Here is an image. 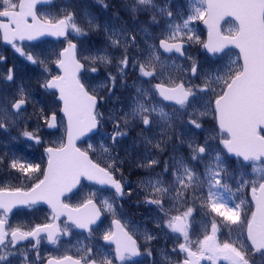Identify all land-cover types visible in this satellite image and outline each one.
I'll use <instances>...</instances> for the list:
<instances>
[{
    "label": "snow or ice",
    "instance_id": "1",
    "mask_svg": "<svg viewBox=\"0 0 264 264\" xmlns=\"http://www.w3.org/2000/svg\"><path fill=\"white\" fill-rule=\"evenodd\" d=\"M45 2L50 0H0V8H2L0 30L3 31V39L12 44L17 52L26 56L27 60L33 64L39 65H45V60L31 53H25L22 48L17 47V38L20 41L25 39L31 41L48 34L64 37L67 41V46L59 52L58 59L54 62L61 74L52 76L42 85L59 92V99L63 102L62 112L67 117V143H62L57 148L45 149L48 160L47 167L43 170V179L30 189L25 191L22 188L0 187V264H12V259L15 257L23 261V264H28L31 250L37 252L36 259L40 260L39 245L42 234L53 245L57 244L62 235H70L72 228L87 230L91 235L92 226L96 225L101 217V209L96 206L94 200L86 199L78 207H71L61 200L65 193L71 192L79 184L81 177H86L100 185L110 186L114 189L116 198L125 195L124 185L114 176V171H119L116 161L113 160L107 167H101L100 164L93 162L89 155L90 151H96L92 144L89 143L85 150L76 146L77 139L101 126L104 114L98 111V107L104 97L90 93L82 82L81 71L85 69V64L77 58V45L68 39V36L69 31L79 37L86 36L90 31L103 30L107 46L97 49L94 54L84 57V60L91 64L111 65L113 57L109 53V48L122 49V58L116 64L120 76L124 75V69L129 65L130 58L127 52L129 46H135L136 37L129 35L126 29L101 25L90 14H86L85 27H81L76 22V13L72 11H68L61 18H53L48 14L38 15L37 5ZM103 6L108 7L107 4ZM149 10L153 12V23H158L156 15L165 17L169 21L168 35L160 40L158 46H148V57L144 62L133 61L132 66H139L142 77L154 78L157 64L163 71L165 61L161 60L158 49H163L165 53L175 52L184 56L185 44L192 42L202 44L213 55L224 53L229 45H234L239 49L242 64L239 63L238 58L229 61L223 68H218L214 75L204 73L203 83L200 85L189 84L185 87L182 81L172 87H168L163 82L152 85L151 88L138 87L129 111L124 112L119 119L115 116L109 117L114 121V131L110 134L112 147L121 137L127 135L125 129L131 123L139 121L146 130H151L154 126L160 128L159 141L152 144L151 139L144 137V143L161 149V144L166 143L164 138L171 139L168 133L174 128L173 121L176 115L175 112L165 111L161 106L162 102L172 101L179 105L189 116L187 123L199 129L202 127L201 124L198 123V119L192 117L204 116L206 112L197 113L195 105L200 103L201 95L214 96V100L209 99L205 104L211 105L224 137L220 142L227 152L237 159L242 158L244 162H251L252 173L241 172L239 176L235 173L229 174L219 152L214 153L205 163L203 173H198L191 162H203L204 157L209 154L208 145L205 143L194 146V141H190L188 142L190 157L186 159L173 156L171 164L165 163L164 172L168 173L171 170L170 184L165 186L163 176L159 174L157 177H149L141 181L142 186L151 189L145 198V203L156 205L167 217L164 225L171 232L183 236L184 242L178 245V249L186 256L178 264H200L201 259L204 258L212 264H217V261L221 259L228 264H255L254 256L259 255L264 258V134H262L264 133V0H191L189 13L182 23H171L174 15L170 6H159L155 0H135L130 7V11L134 14ZM225 16L234 17L237 22L227 35L223 34L219 27L220 20ZM4 19L7 20L6 23L3 22ZM195 20H202L207 25V41H201L190 27L191 22ZM187 59L192 60V57L189 56ZM198 67V64L193 61L190 70L186 71L197 76ZM88 70L93 73L98 71L97 67H91ZM45 71H48L46 67ZM6 79L8 81L14 79L12 69H9ZM168 79L171 81V77ZM108 82L112 85V88H108L111 93L115 87L116 76L109 73ZM103 86L107 87V84ZM155 95L161 97L162 101L152 103ZM20 96V99L11 103V108L16 110L15 115H18L22 106L27 103L23 88L20 89ZM189 107L193 108L192 112H187ZM3 111L4 109L0 108V112ZM45 120L49 127L56 126L55 113L50 118L45 117ZM4 127L5 125L0 123V128ZM22 135L37 143L40 142L36 132L25 130ZM99 148L105 154H110V147L103 141ZM145 160L147 162L140 163L138 167L151 169L159 164V161L150 155L146 156ZM2 163L4 158L0 157V164ZM8 168L16 169L26 176L41 171L39 164H25L18 159H11ZM246 175H253L255 178L246 179ZM230 180H234L237 184L236 193L250 188L251 201L254 202V210H251L250 215L246 210L248 202L245 199H241L238 204L234 202L229 204V201H234L235 196L228 183ZM173 192L174 196H170ZM189 192L192 193L193 200L201 199L202 206L223 218L220 223L214 218L210 231L205 225L207 234L196 242L189 238V232L194 223L193 208L189 207L181 215L175 216L169 215L164 209V198L186 201ZM197 192L201 195L197 196ZM128 194H131V190ZM91 195L94 196L95 193ZM40 201L50 206L52 221L59 220L61 216L67 217L63 227L54 222L36 224L29 230H25L22 226L10 225L9 214L14 208L18 205L32 208ZM102 203L109 212L115 214L112 202L105 199ZM112 224L115 230L106 231L103 234V240L115 245L114 252L101 253V258L97 261L94 258L93 248L88 246L85 255L80 258L67 255L50 256L47 264H113L114 259L120 264H125L126 261L140 255L137 241L125 229V225L119 219H114ZM157 227L160 225L157 224ZM223 227L229 228V234L235 227L238 229V236H243L246 232V239L250 244L241 242L237 246L235 242L220 243L218 233ZM29 238L35 241L31 249L17 251L19 245L29 241ZM146 239L150 241L154 237L147 235ZM80 250L84 251L83 248ZM148 254L151 255L150 252Z\"/></svg>",
    "mask_w": 264,
    "mask_h": 264
},
{
    "label": "rangeland",
    "instance_id": "2",
    "mask_svg": "<svg viewBox=\"0 0 264 264\" xmlns=\"http://www.w3.org/2000/svg\"><path fill=\"white\" fill-rule=\"evenodd\" d=\"M155 2L159 6H170V10L173 11L174 15L171 23H182V20L187 18L191 5V0H155ZM134 3L135 0H103V3H101V0H57L54 5L38 8L39 15L48 14L53 18H61L68 11L75 12L76 22L81 27H85L86 14H90L101 25L126 29L129 35L136 37L135 46H129L128 48L129 65L124 69V75L120 76L118 75L116 64L122 58V49L109 48V53L113 57L111 65L91 64L84 60V57L94 54L97 49L107 46V39L103 30L90 31L86 36L79 37L69 31L68 39L77 43L78 59L85 64V69L81 72L82 82L90 93L98 97H104L98 108V111L104 114L98 133L82 141L79 146L85 150L89 143L92 144L96 151H90L89 154L105 167L115 160L119 171H114V174L123 182L126 189L124 196L116 198L115 192L111 188L108 190L107 188L89 186L88 184L84 186L85 184H83L75 194L66 198V202L77 205L86 199L95 198L104 212V218L98 225L92 227L91 235H89V232H83L84 238L80 237L77 229L72 228L70 235L61 237L59 244L52 245L51 249L56 252H61L63 249L76 252V249L81 251L80 249L83 248L84 251L81 252L85 255L86 247L90 246V241L93 240L94 257L100 260L101 253L114 252V248L106 245L102 240L106 231L113 230L112 219L118 218L138 240L141 250L140 256L133 257L130 261H126L125 264H178L186 256L185 253L180 252L178 249V245L184 242V238L179 233L171 232L164 225L167 217L156 205L145 203V198L151 192V189L142 186L141 181L149 177H157L159 174L163 176L165 186L170 184L172 182L171 170L168 173L164 172L165 163L171 164V157L173 156L186 159L190 157L191 153L188 148V142L190 141H194V146L204 145L205 143L208 145L209 154L204 157L203 162H191L192 167L198 173H203L205 163L216 152L220 153L229 174L235 173L237 176L241 172L251 174V162L232 158L225 151L220 142L224 137L217 126L212 107L205 104L209 99L214 100L215 97L211 94L201 95L200 103L195 105L197 113L206 112L204 116L192 117L198 119V123L201 124L202 127L199 129L187 123L189 116L185 114L179 105L162 102L161 106L164 107L165 111L169 113L175 112L176 114L173 121L174 128L168 133L171 139L164 138L166 143L161 144L162 151L144 143V137L151 139L152 144L159 141L161 139L159 135L160 128L154 126L151 130H146L139 121L131 123L125 129L127 135L121 137L115 146L112 147L110 134L114 131V121L109 119V117L115 116L119 119L124 112L129 111L138 87L151 88L152 85L161 82L173 86L182 81L186 87L189 84L200 85L203 83L204 73L214 75L218 68H223L229 61H234L238 58L239 63L241 61L236 50H227L222 55H210L202 44L192 42L187 44L185 58H180L177 55L167 56L158 49L161 60L165 61L163 71L160 65L157 64L154 78L142 77L139 66L133 67L132 63L134 60L144 62L148 57V46H158L159 40L167 37V24L169 21L165 17L156 15L158 23H153V12L151 10L132 13L130 7ZM104 4H107L108 7L105 8ZM235 26L236 24L229 20L223 24L222 30L224 33L229 34V30ZM190 27L201 41H205L206 29L202 25V20L192 21ZM64 44L65 40L56 41L51 39L41 40L36 43L23 42L16 44L25 53H31L45 60V65H39L28 61L26 56L17 52L12 45L3 44L0 34V57H2L0 59V108L4 109L3 112H0V123L5 125L4 128H0V157L4 158V163L0 164V186L2 187H25L23 185H27L34 177L37 178L42 173L40 171L31 174V176H26L16 169L8 168L9 161L7 160L12 158L22 159L23 161L19 160L21 163L33 165H40L43 162V157L46 159L44 149L37 148V141L22 135L25 130L36 132L40 137V142L42 138L48 139L47 141L45 140L42 148L49 145V140H52L56 144L55 146H60L64 143L66 126L64 119L59 116L58 130L45 133L43 129H46L47 122L45 117H48V114L45 116L39 115L41 110L47 106L49 112H58L60 110V103L56 100L55 93L50 92L42 85L51 76L59 74L54 62L58 59V54ZM189 56L192 57V60L187 59ZM193 61L199 66L197 76H193L190 71H186L190 70ZM45 67L48 71H45ZM91 67H97L98 71L95 73L89 71L88 69ZM9 69L13 70L14 79L12 81L6 79ZM148 70L152 69L148 68ZM109 73L116 76L115 87L111 93L108 91V88H112L111 83L108 82ZM169 77H171V81H169ZM105 84H107V87L103 86ZM21 88H23L31 105L18 115H15L11 109V103H14L17 98H21ZM93 89H95L94 92ZM47 98L49 99L48 101ZM160 101L162 99L155 95L151 102L159 103ZM192 111V107L187 109V112ZM36 114L40 116L42 121L39 120ZM102 141L110 147V154H105L100 150L99 145ZM148 155L157 159L159 164L151 169L138 167L140 163L147 162L145 157ZM245 178L253 179L255 177L246 175ZM228 183L233 193H235L234 201H229V204L231 205L233 202L238 204L241 199H245L248 202L246 210L250 215L251 210H253V204L249 196L250 188L236 193V182L230 180ZM129 190H131V194H128ZM206 191L205 186V194ZM92 193H95V195H91ZM196 195L200 196L201 193L197 192ZM170 196H174V192ZM105 199L114 204L115 214L106 209L102 203ZM189 207L193 208L194 223L189 232V238L193 242L203 239V236L207 234L205 225L210 231L211 222L214 218L218 223L223 219L216 216L209 208L202 206L201 199L193 200L191 192L187 194L186 201L164 198V209L171 216L181 215ZM41 210V206L36 205L32 208H24L22 212L27 214L25 216L31 220L32 224L39 221L51 222L52 213L49 210L41 220H38ZM15 217H17L16 213L12 216V219H16ZM157 224L160 227H157ZM147 235L153 236L154 239L147 240ZM74 238L77 243L74 242ZM218 240L220 243L225 241L229 243L235 242L237 246L241 242L250 244L246 239V232L243 236H238V229L235 227H233L231 234H229L228 227L221 228L220 233H218ZM193 250H196L195 243ZM149 252L151 255L148 254ZM253 259L255 264H264V258L259 255L254 256ZM12 264H14L13 260ZM113 264H120V262L114 259ZM202 264H212V262L204 258ZM217 264H228V262L221 259L217 261Z\"/></svg>",
    "mask_w": 264,
    "mask_h": 264
},
{
    "label": "flooded vegetation",
    "instance_id": "3",
    "mask_svg": "<svg viewBox=\"0 0 264 264\" xmlns=\"http://www.w3.org/2000/svg\"><path fill=\"white\" fill-rule=\"evenodd\" d=\"M0 10H2V9H0ZM3 21H6L5 19L3 20ZM16 44H20V43H17L16 42ZM12 45V44H11ZM9 46V45H8ZM28 105H29V100H28ZM31 105V104H30ZM46 108H44V109H42L43 111L45 110ZM45 113V112H44ZM48 115H49V113H47ZM46 113H45V115H47ZM44 115V116H45ZM39 120H41L40 119V117H39ZM42 121V120H41ZM46 126H47V124H46ZM40 127H42V126H40ZM47 129V128H46ZM44 130L43 129V131L45 132V133H47V132H49V130L47 131V130ZM42 130V129H41ZM42 140H46L45 138H42L41 139V141ZM48 140V139H47ZM46 140V141H47ZM40 143V142H39ZM39 143H37V144H39ZM83 184H85L84 186H86V184H88L89 186H95V187H99V188H102V187H100V186H97V185H92V184H89V183H83ZM82 184V185H83ZM81 185V186H82ZM124 185V184H123ZM0 187H2V186H0ZM124 187H125V185H124ZM108 189V188H107ZM125 189H126V187H125ZM109 190V189H108ZM91 199H95V198H91ZM84 202V201H83ZM82 202V203H83ZM82 203H80V204H77V205H73V206H78V205H81ZM36 205H39V206H41V214H40V216L38 217V220H41L42 219V217H44V215L47 213V211L49 210V208L45 205V204H42V203H40V204H36ZM36 205H34V206H36ZM72 205V204H71ZM24 208H29V207H21V208H17V209H15L10 215H9V223H10V225L12 226V227H16V226H22L25 230H29V229H31L32 227H34L36 224H45V223H50V221H39V222H36V223H33L32 224V222H31V220L27 217V216H25V215H27V214H25V213H23L22 212V210H24ZM16 213V216L17 217H15L16 219H12V216L14 215ZM12 220H14L13 222H11ZM112 221H113V219H112ZM63 222H65L64 220H62V221H60V223H61V227H63ZM77 233H79V236L80 237H83L84 238V234H83V231H79L78 229H77ZM61 237H63V235L61 236ZM60 237V238H61ZM106 245H109V246H112L113 248H114V246L113 245H111V244H109V243H107V242H105L104 240H102ZM59 242H60V240H58V242H57V244H59ZM74 242L75 243H77L76 242V240H75V238H74ZM35 243V241L34 240H32V239H29V241H25V242H23V243H21L20 245H19V247H18V249H17V251H23V250H25V249H31V245L32 244H34ZM90 247H92L93 248V240H91L90 241ZM56 244V245H57ZM52 245L53 244H50V243H48V241H47V239H46V236H44V235H42V239H41V243H40V245H39V256H40V260H37L36 259V256H37V252L35 251V250H31V251H29V256H28V264H44L46 261H47V259H48V257H50V256H54V257H63V256H66V255H71L72 257H74V258H80V257H82V256H84V254L81 252V251H79V250H77L76 249V252H74V251H67V250H64L63 249V251H61V252H56V251H52ZM61 246V245H60ZM76 253H78V254H76ZM95 258V257H94ZM96 259V258H95ZM13 260V263L14 264H23V261H21L18 257H15V258H13L12 259ZM97 261H99V259H96Z\"/></svg>",
    "mask_w": 264,
    "mask_h": 264
},
{
    "label": "water",
    "instance_id": "4",
    "mask_svg": "<svg viewBox=\"0 0 264 264\" xmlns=\"http://www.w3.org/2000/svg\"><path fill=\"white\" fill-rule=\"evenodd\" d=\"M55 1L56 0H50V2H45V3H42V4H38L37 5V8L39 7V6H45V5H52L53 3H55ZM230 16H225L222 20H220V22H219V27H220V29H221V27H222V24H223V22L227 19V18H229ZM230 18H232V19H234L235 20V18L234 17H230ZM6 20V19H5ZM3 22H7V20L6 21H3ZM29 22H31V21H29ZM203 24H204V22H203ZM205 25V24H204ZM205 27L207 28V25H205ZM0 32H1V37H2V42L5 44V45H9L10 43H8L7 41H5L4 39H3V31L2 30H0ZM222 32V31H221ZM225 35H227V34H225ZM46 38H52V39H55V40H61V39H63L64 37H57V36H53V35H48V34H46V35H43V36H40V37H37L36 39H34V40H31V41H29V40H27V39H25V40H23V41H20L18 38H17V40L16 41H18V42H21V43H23V42H30V43H33V42H37V41H39V40H41V39H46ZM162 39H164V38H162ZM207 39H208V28H207V36H206V41H207ZM161 40V39H160ZM160 42V41H159ZM170 43H173V42H175V41H169ZM73 43H75L76 44V42L75 41H73ZM77 45V44H76ZM67 46V43H66V45L63 47V48H65ZM185 46H186V44H185ZM62 48V49H63ZM230 48H233V49H236V50H238L239 51V49H237L234 45H229L228 46V48L227 49H230ZM61 49V50H62ZM227 49H225V50H227ZM161 50V52L163 53V54H165V55H168V56H170V55H173V54H176V55H178V56H180V54L179 53H175V52H173V53H165L164 51H163V49H160ZM210 53V52H209ZM210 54H212V53H210ZM219 55L220 54H222V53H218ZM180 57H185V55L184 56H180ZM241 58V62H242V57H240ZM82 63V62H81ZM55 67L60 71V69L57 67V65L55 64ZM83 71V70H82ZM81 71V72H82ZM60 74H61V71H60ZM52 78V77H51ZM50 78V79H51ZM180 83V82H179ZM157 84V83H156ZM167 85V84H166ZM168 87H172V86H170V85H167ZM48 89V88H47ZM48 90H50V91H53V92H56L57 93V95H56V98H57V100L60 102V105H61V107H60V114L64 117V119H65V124H66V133H65V142L64 143H67V117L64 115V113L62 112V108H63V102L59 99V92H58V90H55V89H48ZM161 98V97H160ZM162 99V98H161ZM165 102H167V103H174V102H172V101H165ZM26 105H27V103L25 104V105H23L22 106V108L21 109H23V108H25L26 107ZM14 110V109H13ZM14 112H16V110H14ZM53 114V113H52ZM52 114H50V116H49V118L51 117V115ZM56 115V114H55ZM217 125H218V122H217ZM218 127H219V125H218ZM58 128V121H57V115H56V126L55 127H49L48 126V123H47V129L48 130H56ZM98 130H99V128L97 129V130H93V132H90V133H87L85 136H82V137H80L79 139H77L76 140V146L77 147H79L81 150H83L80 146H79V143H81L82 141H84V140H86L87 138H89V137H91L92 135H94V134H96L97 132H98ZM48 147H53V148H57V146H48ZM47 147V148H48ZM45 153H46V151H45ZM230 156H234L233 154H231V153H228ZM46 155H47V153H46ZM90 155V154H89ZM90 157H91V155H90ZM235 157V156H234ZM91 159H92V157H91ZM47 160H48V155H47ZM93 160V159H92ZM93 162H95V163H98V162H96V161H94L93 160ZM99 164V163H98ZM101 167H103L102 165H100ZM46 167H47V163H46V166H45V169H46ZM115 176V175H114ZM116 178V177H115ZM42 179H43V177H42ZM117 179V178H116ZM82 180H85V181H87V182H89V183H92V184H96V185H99V186H103V187H108V188H111L110 186H108V185H100V184H98L97 182H95V181H90V180H88L86 177H81L80 178V182H79V184H77V186L75 187V188H73L72 189V191L71 192H67V193H65L64 194V196H62L61 197V200L63 201V203H65L64 202V198L65 197H67V196H69L70 194H72L74 191H76L79 187H80V185H81V182H82ZM119 180V179H118ZM112 189V188H111ZM114 190V189H113ZM26 191V190H25ZM250 196H251V191H250ZM40 202H42V203H45V204H47L46 202H44V201H40ZM39 202V203H40ZM94 202H95V204H96V206L98 207V208H100L99 207V205L96 203V201L94 200ZM65 204H67V203H65ZM48 205V204H47ZM69 205V204H68ZM253 205H254V202H253ZM25 205H18L17 207H24ZM49 206V205H48ZM69 206H71V205H69ZM16 207V208H17ZM50 207V206H49ZM71 207H73V206H71ZM16 208H14V209H16ZM13 209V210H14ZM101 209V208H100ZM254 210V209H253ZM62 218H65V219H67V217L66 216H61L60 218H59V220L60 219H62ZM103 218V211L101 210V217H100V220ZM59 220H57V221H54V223H57V224H59ZM100 220H98L97 221V223H99V221ZM96 223V224H97ZM122 223V222H121ZM60 225V224H59ZM113 228H114V230H115V227H114V225H113ZM81 230H83V229H81ZM84 231H87V230H84ZM130 234V233H129ZM43 235V234H42ZM134 238V237H133ZM135 239V238H134ZM136 240V239H135ZM137 241V240H136ZM109 243V242H108ZM112 244V243H111ZM115 246V245H114ZM140 250V249H139ZM140 254H141V251H140ZM139 256V255H138ZM138 256H136V257H138ZM118 261V260H117ZM119 262V261H118ZM47 264V263H46Z\"/></svg>",
    "mask_w": 264,
    "mask_h": 264
},
{
    "label": "trees",
    "instance_id": "5",
    "mask_svg": "<svg viewBox=\"0 0 264 264\" xmlns=\"http://www.w3.org/2000/svg\"><path fill=\"white\" fill-rule=\"evenodd\" d=\"M49 99L47 98V101H48ZM47 103V102H46ZM47 114V113H49V108H48V106L46 107V109L43 111V114H41V112L39 113V115L40 116H43V115H45V113ZM38 117H40L38 114H36ZM43 144H45V141L44 140H42L39 144H37V148L38 149H44L45 148V146L42 148V146H43ZM49 145H56L52 140H49V143H48ZM47 146V145H46ZM12 159H15V158H12ZM19 160H22V159H19ZM7 161H10V160H7ZM23 161V160H22ZM45 162H46V159H44V157H43V162L40 164V168H41V171H42V173H41V175L39 176V177H34L33 178V180L32 181H30L27 185H23V186H25V187H22V188H29V187H31L34 183H36L41 177H42V175H43V170H44V166H45ZM22 186V185H21Z\"/></svg>",
    "mask_w": 264,
    "mask_h": 264
}]
</instances>
